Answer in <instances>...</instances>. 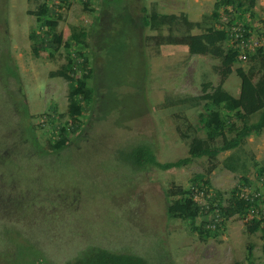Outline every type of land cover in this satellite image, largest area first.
Instances as JSON below:
<instances>
[{
	"label": "rangeland",
	"instance_id": "1",
	"mask_svg": "<svg viewBox=\"0 0 264 264\" xmlns=\"http://www.w3.org/2000/svg\"><path fill=\"white\" fill-rule=\"evenodd\" d=\"M42 1L0 0L6 18V24L0 21V31L7 29L10 38L9 54L0 51V264H27L28 251L61 264L89 244L128 249L150 264H248L247 242L252 245V264H264L261 231H248L241 216L222 217L215 236L201 237L187 221L166 213L165 191L180 187L191 193V179L198 172L206 174L207 188L218 190L222 204H227L233 187L254 181L252 161L245 173L229 171L220 163L226 150L217 155L216 168L207 172V157L166 170L136 165L131 157L132 149L142 144L159 163L188 155L187 142L175 129L176 115L194 122L198 109L161 104L200 94L202 82L216 85L219 80L212 68L217 59L190 54L184 45L164 44L156 51L147 36L157 32L141 24L140 6L155 4L161 13L185 12L190 20L220 27L224 18L211 16L215 0H113L112 9L109 0H47L63 42L76 26L88 35L84 43H62L34 57L29 33L46 34L34 14ZM257 2L250 21L258 47L264 46V35ZM70 55L79 66L75 76L90 69L94 99L81 103L68 144L55 152L43 151L57 126L70 122L67 81L50 75ZM7 61L15 64L17 78L5 70ZM248 65L246 57L233 69ZM239 86L234 71L223 83L235 96ZM241 147L253 154L257 166H264V129L246 137ZM194 186L197 200L205 201ZM39 255L33 264H44Z\"/></svg>",
	"mask_w": 264,
	"mask_h": 264
},
{
	"label": "trees",
	"instance_id": "2",
	"mask_svg": "<svg viewBox=\"0 0 264 264\" xmlns=\"http://www.w3.org/2000/svg\"><path fill=\"white\" fill-rule=\"evenodd\" d=\"M109 2H113V0H109ZM109 4L111 5V3ZM255 5L256 0H215L211 16L218 21V18L227 12L230 14V20H234L231 23L228 21L225 27H217L212 23L204 25L203 20H190L185 12L161 13L156 9L155 4L152 7L140 6L141 24L157 32L154 35L147 36V39L153 41L156 51H159V47L164 44L184 45L190 54L217 59L219 64L213 65L212 68L218 75L219 80L216 85L209 81L202 82L200 94L180 97L161 104V107L183 105L184 107L198 109L194 122L188 120L186 116L176 115L177 123L175 129L179 138L187 142L188 155L176 160L159 163L156 161L152 149L142 144L131 151L134 164H150L166 170L186 165L194 158L207 157L209 161L208 172L218 165L217 155L220 152L232 150L220 162L225 169L232 172L245 173L248 162L252 161L256 167L257 175L264 172V166H257L253 154L246 152L241 147L246 137L259 135L264 129V46L259 45L255 51L247 54L246 57L249 59L247 67L239 66L233 69L241 51L235 44L229 42V27L236 21L243 23L246 34H252L250 18L254 13ZM228 6L231 7V10L228 9ZM50 8H52V5H49L47 0H43L34 11L39 26L44 28L46 33L45 35L39 34V36L35 32L29 33L31 39L30 52L34 57L39 56L42 50L47 48L56 49L62 43L67 47L71 42L84 43V39L88 35V32L83 27L76 26L71 28L66 40L63 42L61 34L56 32L57 20L50 16L52 13ZM110 8L112 9V5ZM260 10L263 12L260 17V26L264 35V6H261ZM0 12V21L6 24L4 12ZM98 23H101L100 19ZM194 28L199 29V32H191ZM162 30H165L166 33H162ZM0 33H2V36L0 35V43H2L1 40L4 41V44L0 45V51L8 55L9 33L7 29L6 31H0ZM10 62L7 61L5 64V70L17 78L18 74L14 71L15 64ZM83 62L85 65V56H83ZM78 69V63L70 55L67 56L65 63L50 72L52 77L59 76L67 81V115L70 122L68 125L59 124L57 126L56 133L53 132V135L51 134L46 139L45 145L41 146L43 151L55 152L68 144L69 133L76 129L77 120L82 113L81 103L94 99V89L88 85V72H90V69L88 72L82 71L79 76H75ZM233 71L239 78L240 83L237 96L223 87L224 80ZM254 116H256V119H253ZM228 133L231 135L228 136ZM32 139L35 143L36 139L34 137ZM242 179L246 181L244 176ZM191 181L196 185L197 190L200 188L205 201L197 200L193 191V189L195 190L194 185L191 186V193L180 187L172 190L167 189L165 196L168 217L187 221L190 230L201 237L216 235L222 221H220L219 225L216 223L214 229L209 227L216 217L222 219V217H229L234 214L244 217L249 202L245 199L237 198L238 186L233 187L231 199L227 204L223 205L221 193L218 190L207 188L210 182L204 172L194 174ZM209 212L212 215L207 217L206 213L208 214ZM201 215H205L207 218L204 217L203 222L197 224L196 219ZM246 226V229L250 232L261 229L257 221L246 223ZM28 253L30 257L27 264H33L32 260L38 257L39 251L37 253L28 251ZM262 253L264 256V244H262ZM252 254V245L247 242L246 259L248 264L253 262ZM39 256L44 264H51L47 261L45 255ZM61 264L150 263L141 255L128 249L122 251L112 250L89 244V246L79 249L71 258L64 260Z\"/></svg>",
	"mask_w": 264,
	"mask_h": 264
},
{
	"label": "built area",
	"instance_id": "3",
	"mask_svg": "<svg viewBox=\"0 0 264 264\" xmlns=\"http://www.w3.org/2000/svg\"><path fill=\"white\" fill-rule=\"evenodd\" d=\"M56 4H61L59 0L55 1ZM50 5V4H49ZM231 10V7L228 6ZM223 27L227 26V22L230 23L234 20H230V14L225 13L222 16ZM238 19V18H237ZM243 23L236 21L229 27V42L235 44L241 52L238 54V60L245 59L248 53L255 51L257 42L253 40V36L250 33H245ZM236 196L238 199H245L249 202V206L244 214L243 220L245 223H252L257 221L261 230V242L264 244V172L256 174L254 181L249 183H242L238 185ZM221 219L215 218L209 227L215 228L216 223L220 224Z\"/></svg>",
	"mask_w": 264,
	"mask_h": 264
},
{
	"label": "crops",
	"instance_id": "4",
	"mask_svg": "<svg viewBox=\"0 0 264 264\" xmlns=\"http://www.w3.org/2000/svg\"><path fill=\"white\" fill-rule=\"evenodd\" d=\"M257 4L258 5H260V6H264V0H258V2H257ZM255 151V150H254ZM232 152V150H227V154H226V156L229 154V153H231Z\"/></svg>",
	"mask_w": 264,
	"mask_h": 264
}]
</instances>
